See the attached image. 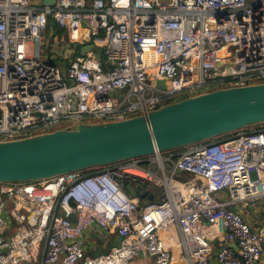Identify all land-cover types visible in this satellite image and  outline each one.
<instances>
[{
	"label": "built area",
	"instance_id": "obj_1",
	"mask_svg": "<svg viewBox=\"0 0 264 264\" xmlns=\"http://www.w3.org/2000/svg\"><path fill=\"white\" fill-rule=\"evenodd\" d=\"M51 22L70 44L102 46L104 59L88 52L41 60L36 51ZM257 84L264 0H0V142ZM127 183L160 188L165 199L141 205ZM259 202L264 125L42 181L0 183V264H212L214 240L219 264H260L264 231L240 207ZM94 228L121 237L120 247L89 255L84 238Z\"/></svg>",
	"mask_w": 264,
	"mask_h": 264
},
{
	"label": "water",
	"instance_id": "obj_2",
	"mask_svg": "<svg viewBox=\"0 0 264 264\" xmlns=\"http://www.w3.org/2000/svg\"><path fill=\"white\" fill-rule=\"evenodd\" d=\"M56 2L42 0V5L54 6ZM75 48L80 49L82 56L92 52L98 60L104 59L102 46L76 44ZM157 85L164 87L166 83L157 81ZM261 125H264V84L216 89L124 121L80 124L71 130L0 142V183L36 182L87 171ZM126 189L139 200L155 199V194L142 186L133 188L127 183ZM121 241V237L111 240L98 254L109 255L113 247H120Z\"/></svg>",
	"mask_w": 264,
	"mask_h": 264
},
{
	"label": "crops",
	"instance_id": "obj_3",
	"mask_svg": "<svg viewBox=\"0 0 264 264\" xmlns=\"http://www.w3.org/2000/svg\"><path fill=\"white\" fill-rule=\"evenodd\" d=\"M33 1L38 3V4H40V5L42 4V0H33ZM52 29H53V31H52ZM47 33H50V36L52 37L53 40L57 37L55 35V26H53V25L50 26V28H49ZM61 38H59V45L60 44L61 45L62 44H66L67 43L66 42L67 41L66 37L63 38L65 43H60ZM47 41H50L49 45L46 42V46L48 48V47L51 46V43H52L51 38H49ZM67 44H68L67 46L59 47V49L57 51V55H55L54 52H51L49 50H47V53H46L45 56L42 54V52H40L41 60H43V61L52 60V61H57L58 62L59 60L63 59L64 56H69V55H73V56H76L78 58L84 57V56H82L81 52H80V54L78 53V50H80V49H76L75 48L76 44L74 46H72L73 44H70V43H67ZM31 51H34L33 50V46L31 47ZM39 51L40 50L38 49L36 51V54L39 53ZM160 194L156 193L155 194V199L153 201H149V200L148 201L147 200L142 201V200H139V202H140L141 205H145V204H147L149 202L157 203V202L160 201ZM259 203H257L256 206H251L250 205V206H248L249 208L247 207V208H245V210H243L241 208V210L244 212V217L250 223L252 228L255 231L262 232L263 223H264V214H263V212H262V214H263L262 216H256L249 210L251 207L257 209V205ZM117 238H118L117 236L112 235V234L111 235H104V234H102V232L99 229L94 228L92 231L87 233L85 238H84V242H85V247L87 249V253L89 255H92V256H97V255H99L98 254V250L99 249L105 247L107 245V243H109L111 240H116ZM212 245L214 247V254L211 257V263L212 264H219L218 261H217V254L220 251L221 243H220L219 240H214L212 242ZM261 262H262V264H264V251H263V257H262ZM131 264H153V261L152 260H135ZM174 264H175V261H174Z\"/></svg>",
	"mask_w": 264,
	"mask_h": 264
},
{
	"label": "rangeland",
	"instance_id": "obj_4",
	"mask_svg": "<svg viewBox=\"0 0 264 264\" xmlns=\"http://www.w3.org/2000/svg\"><path fill=\"white\" fill-rule=\"evenodd\" d=\"M41 2V1H40ZM51 25H53V26H55L54 25V23L53 22H51L50 23V25H49V28H50V26ZM61 29L60 28H58L57 26H55V35L57 36L54 40L52 39V37L50 36V33H47V34H45L44 35V38H42V40L40 41L41 43H40V48H39V50H40V52H42V54L45 56L46 55V53H47V50H49V51H51V52H54V54L55 55H57V51H58V49H59V47H61V46H67L68 44V42L66 43V44H60L59 45V38H61V37H66L65 35H63L64 33H62L61 31H60ZM49 38H51V41H52V43H51V46L50 47H48L47 48V46H46V42H47V40L49 39ZM75 44H73L72 46H74ZM53 54V55H54ZM47 62H53L52 60H49V61H47ZM164 88H165V86H164ZM179 101V100H178ZM152 193H154V194H162L163 193V190L162 189H160V188H153L152 189ZM240 207H243L242 209L243 210H245V208H247L248 207V205L247 204H242ZM249 208V207H248ZM254 215H256V216H262L263 214H262V212L264 211V203H259L258 205H257V209H255V208H253V207H251L250 209H249Z\"/></svg>",
	"mask_w": 264,
	"mask_h": 264
},
{
	"label": "trees",
	"instance_id": "obj_5",
	"mask_svg": "<svg viewBox=\"0 0 264 264\" xmlns=\"http://www.w3.org/2000/svg\"><path fill=\"white\" fill-rule=\"evenodd\" d=\"M80 52H81V51L78 50V53H79V54H80ZM103 67H104V69H107V65H106V64H104Z\"/></svg>",
	"mask_w": 264,
	"mask_h": 264
},
{
	"label": "bare ground",
	"instance_id": "obj_6",
	"mask_svg": "<svg viewBox=\"0 0 264 264\" xmlns=\"http://www.w3.org/2000/svg\"><path fill=\"white\" fill-rule=\"evenodd\" d=\"M98 43L102 44V42L99 40Z\"/></svg>",
	"mask_w": 264,
	"mask_h": 264
},
{
	"label": "clouds",
	"instance_id": "obj_7",
	"mask_svg": "<svg viewBox=\"0 0 264 264\" xmlns=\"http://www.w3.org/2000/svg\"><path fill=\"white\" fill-rule=\"evenodd\" d=\"M154 194V193H153ZM161 197V196H160Z\"/></svg>",
	"mask_w": 264,
	"mask_h": 264
}]
</instances>
